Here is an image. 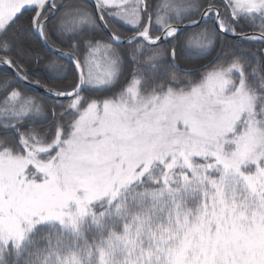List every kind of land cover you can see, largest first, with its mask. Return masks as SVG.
Instances as JSON below:
<instances>
[{
    "label": "snow or ice",
    "instance_id": "obj_1",
    "mask_svg": "<svg viewBox=\"0 0 264 264\" xmlns=\"http://www.w3.org/2000/svg\"><path fill=\"white\" fill-rule=\"evenodd\" d=\"M0 264H264V0H0Z\"/></svg>",
    "mask_w": 264,
    "mask_h": 264
},
{
    "label": "trees",
    "instance_id": "obj_2",
    "mask_svg": "<svg viewBox=\"0 0 264 264\" xmlns=\"http://www.w3.org/2000/svg\"><path fill=\"white\" fill-rule=\"evenodd\" d=\"M248 30H250V29H246V31H248Z\"/></svg>",
    "mask_w": 264,
    "mask_h": 264
}]
</instances>
